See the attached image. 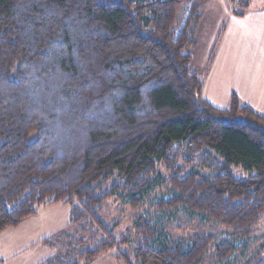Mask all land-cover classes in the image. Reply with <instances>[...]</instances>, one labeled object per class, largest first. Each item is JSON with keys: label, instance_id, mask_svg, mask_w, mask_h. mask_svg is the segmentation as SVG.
<instances>
[{"label": "trees", "instance_id": "trees-1", "mask_svg": "<svg viewBox=\"0 0 264 264\" xmlns=\"http://www.w3.org/2000/svg\"><path fill=\"white\" fill-rule=\"evenodd\" d=\"M185 1L0 0V232L62 202L91 241L39 264L110 250L120 264H223L264 229V113L235 92L224 108L203 97L192 70L201 14ZM161 185L155 209L199 215L228 238L166 244L138 215L114 235L109 202L138 212ZM241 264H264V241Z\"/></svg>", "mask_w": 264, "mask_h": 264}, {"label": "rangeland", "instance_id": "rangeland-1", "mask_svg": "<svg viewBox=\"0 0 264 264\" xmlns=\"http://www.w3.org/2000/svg\"><path fill=\"white\" fill-rule=\"evenodd\" d=\"M190 2L198 5L201 14L196 35L198 44L193 51L192 64V70L201 78L207 47L209 44L212 45L217 30L227 27L232 10L236 8L247 12L254 8H264V0H186L182 5L183 12ZM187 170L210 175L208 170L197 165H192ZM167 197L164 186H157L144 197L138 212L129 208L121 197H116V200L109 202L103 220L109 227L118 222V226L112 230V233L117 235L127 233L134 217L142 216L156 228L160 240L182 247L187 245L185 232L210 233L217 240L228 238L225 229L207 222L199 215L190 214L182 209L163 211L153 207L154 203ZM70 206V203L62 202L40 205L36 208L35 214L24 219L18 226L0 232V264H39L48 258L62 255L70 247L77 250L90 248L89 236L79 234L78 225L68 224ZM263 241L264 229L259 230L253 238L237 239V250L223 264H241ZM114 255L115 252L110 250L92 262L81 264H120Z\"/></svg>", "mask_w": 264, "mask_h": 264}, {"label": "crops", "instance_id": "crops-1", "mask_svg": "<svg viewBox=\"0 0 264 264\" xmlns=\"http://www.w3.org/2000/svg\"><path fill=\"white\" fill-rule=\"evenodd\" d=\"M215 43L214 57L207 64ZM201 78L202 95L215 107H226L235 92L242 102L264 113V8L232 13L227 27L217 30L207 47Z\"/></svg>", "mask_w": 264, "mask_h": 264}]
</instances>
